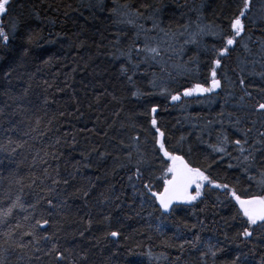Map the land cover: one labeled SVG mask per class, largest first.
<instances>
[{
    "label": "trees",
    "instance_id": "1",
    "mask_svg": "<svg viewBox=\"0 0 264 264\" xmlns=\"http://www.w3.org/2000/svg\"><path fill=\"white\" fill-rule=\"evenodd\" d=\"M240 5L241 0H10L0 15L9 36L7 43L0 40V215L17 196L20 206L6 218L9 236L0 223L4 264H56L45 255L43 241L35 245L25 235L35 231L39 237L45 230L55 232L79 264H232L241 254L240 264H261L264 235L257 240L254 233L251 242L238 236L245 225L230 191L264 195V148L255 145L261 151L245 171L231 143L225 145L230 155L210 145L222 134L242 140L238 129L248 128L249 144L264 140V113L253 110L264 103V0H252L245 32L220 58L221 87L182 95L195 83L210 85L213 61ZM200 29L208 34L188 42ZM145 46L156 47L159 55L153 59L142 51ZM135 91L140 95L133 96ZM178 93L181 100L172 101ZM153 116L170 152L228 190L207 184L197 200L174 203L165 213L143 186L161 192L168 179L169 162L153 141ZM138 160L145 161L141 180L134 176ZM52 179L60 183L49 195ZM44 219L49 225L33 228ZM111 231L119 235L106 237ZM184 241L195 247L184 244L181 250Z\"/></svg>",
    "mask_w": 264,
    "mask_h": 264
},
{
    "label": "snow or ice",
    "instance_id": "2",
    "mask_svg": "<svg viewBox=\"0 0 264 264\" xmlns=\"http://www.w3.org/2000/svg\"><path fill=\"white\" fill-rule=\"evenodd\" d=\"M10 0H0V13H6V8L9 5ZM252 0H241V5L238 8V13L234 16V18L230 21V30L231 35H227L223 37V44L224 46L220 48L217 52V56L219 58L215 59L213 61L214 66L211 69V83L210 86L205 87L201 83H195L190 88H185L183 90L182 95L184 97H191L194 94H204V93H212L216 89L221 87L220 81L216 78L217 77V67L221 64V59L225 56L226 53L229 52L230 47L235 45L237 43V38H241L242 34L245 32V24L243 22V19L246 18V14L251 9ZM131 23V21H129ZM201 34H208L205 29H200V32L197 34H193V38L188 41L190 43L196 42V35ZM215 34V33H213ZM222 34V33H221ZM250 38V37H249ZM0 40H3L5 43L9 40V36L5 32L3 27H0ZM244 48L246 51H248L247 44L244 45ZM141 51L140 49H137V52ZM146 53L154 54L153 59H155L156 55H159V51L156 47H148L145 46V48L142 50ZM129 60H131V54L129 53ZM138 67V65H137ZM122 72H126V68L121 69ZM128 80L130 83H132V77L129 76ZM153 86H155V82L153 81ZM239 84L243 86L245 84V81L243 78L239 80ZM261 91H264V89H261ZM133 96L140 95L139 91H135L132 93ZM246 96L251 97V92H246ZM243 99V97H242ZM172 101H179L181 100V94H174L171 95ZM254 111H259L261 113H264V103H258L257 105L253 106ZM152 113L157 112V108L153 107L151 109ZM119 115V113H117ZM237 124L239 121L236 122ZM157 121L155 117L153 116L151 120V125L155 129L156 135L153 137L154 145L158 146L159 152L163 154L164 157L167 158L166 165V173L170 175V179L164 180L163 185V191L162 192H152L151 186L148 183H144V188L147 190V193H150L152 197H154L159 202V207L165 212H169L172 209V206L174 203H188L190 204L192 201L197 200L202 195V188L205 186L204 182L207 181L208 184L213 185L216 188H224L225 190H228V185H221L217 184L214 180L210 179L209 176L205 174V171H202L200 167H194L192 164L185 159L183 155H176L173 152H170L166 146H165V134L162 132L158 127H156ZM238 131H241L243 133L244 139H236L235 141H229L227 135L222 134L219 137V143L217 145H210L213 152L216 153H224L227 155H230L228 153L227 148L225 145L231 143L234 148L239 152V156L242 157L240 160V163L245 166V171H248L252 166H254L256 162V153L261 151V149L256 148V144H260L262 148H264V140L260 141H253L252 144H249L248 142V133L252 131L251 128L248 129H238ZM261 136H264V133H261ZM139 137H134L133 139H138ZM183 139V138H181ZM247 145V147H245ZM19 147V145H17ZM191 152V149L189 148V153ZM57 157H53V159H56ZM129 158L131 160V154H129ZM239 158V157H238ZM145 163L144 160H138L136 162L135 167V179L141 180L143 179V173L141 171V166ZM231 166V165H230ZM47 171V170H46ZM262 176H264V172L261 173ZM133 176L129 177V180H132ZM35 182V181H33ZM60 183V181L56 179H52V185L53 187H49L47 189V194L54 195L56 193L55 185ZM64 184H67L68 181L64 180ZM261 183H264V180L261 181ZM191 190V191H190ZM83 195L87 196L88 193L85 191L83 192ZM144 195V193H142ZM231 197L235 200L236 205H238L237 214L241 216L244 222V227L242 232L238 233V236H241L244 238L245 242H251V240L254 237L255 233V239L259 240L261 239V236L264 235V195H252V196H241L237 195V192L235 189H232L230 191ZM19 196H17L16 200L13 201L11 206L7 209V211L3 212L2 215H0V223H3L6 228L9 229V231H6L4 235L9 236L11 234V225L8 223L7 217L11 216L12 209L19 207ZM47 203L50 206H53V202L51 199L47 200ZM34 207V206H33ZM25 219H28L25 217ZM109 217H105V220H108ZM235 219V217H233ZM92 221L89 220L88 224L91 226ZM45 225H49V220H37L35 225L33 226L34 229L39 228L43 229ZM16 227L19 228V223L16 224ZM195 227V225H193ZM83 235V233H80ZM25 235L31 236L33 238V241L35 242V245H40L43 241L45 246L47 247V251L45 252V255L52 256L56 262V264H65L67 261L68 264H79V261H77L74 257L70 259L71 257V249L69 248H62V246L58 242V238L56 237V233L53 232L51 235L47 234V231L45 230V235L43 236H37L35 231H31L28 233H25ZM119 233L117 231H111L108 233H105V236H111V237H117ZM197 240L199 237L196 238ZM31 243V242H30ZM184 244H190L193 247H195V244L192 241H184L178 247L183 250ZM50 245V246H49ZM20 248H26L28 245L20 244L18 245ZM35 251L41 252L43 251V248L36 247ZM211 251V249H210ZM213 256L216 255V252H211ZM203 255V254H202ZM243 255V254H241ZM241 255H238L233 261L232 264H240L241 261ZM39 259V257H37ZM81 260H87L86 256H83L80 258ZM0 264H4L3 260H0ZM261 264H264V258H262Z\"/></svg>",
    "mask_w": 264,
    "mask_h": 264
},
{
    "label": "rangeland",
    "instance_id": "3",
    "mask_svg": "<svg viewBox=\"0 0 264 264\" xmlns=\"http://www.w3.org/2000/svg\"><path fill=\"white\" fill-rule=\"evenodd\" d=\"M0 15H1V13H0ZM209 86H210V85H209ZM207 87H208V86H207ZM217 90H218V89H216L215 91H217ZM215 91H214V92H215ZM212 93H213V92H212ZM205 94H210V93L194 94V96H196V95H205ZM166 175L168 176V179L171 178L169 174L166 173ZM207 184H208L207 181H205V182H204V185L206 186ZM205 186H204V187H205ZM204 187H203V188H204ZM203 188H202V190H203ZM162 191H163V190H162ZM162 191H161V192H162ZM190 191H191V190H190ZM176 204H179V203H176Z\"/></svg>",
    "mask_w": 264,
    "mask_h": 264
},
{
    "label": "bare ground",
    "instance_id": "4",
    "mask_svg": "<svg viewBox=\"0 0 264 264\" xmlns=\"http://www.w3.org/2000/svg\"><path fill=\"white\" fill-rule=\"evenodd\" d=\"M158 205H159V202H158Z\"/></svg>",
    "mask_w": 264,
    "mask_h": 264
}]
</instances>
